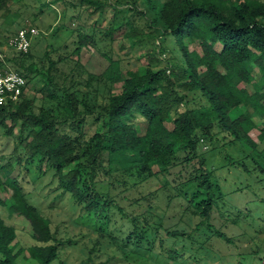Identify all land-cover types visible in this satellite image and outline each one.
Wrapping results in <instances>:
<instances>
[{"label": "trees", "instance_id": "16d2710c", "mask_svg": "<svg viewBox=\"0 0 264 264\" xmlns=\"http://www.w3.org/2000/svg\"><path fill=\"white\" fill-rule=\"evenodd\" d=\"M13 1L0 0V19H10ZM81 2L100 16L112 12L102 36L118 45L114 52L119 57H111L103 73L89 72L79 60L95 34L79 31L73 54L56 58L51 51L34 57L31 50L0 47V70L8 65L27 79L20 102L0 104V127L14 135V153H23L20 161L27 156L26 161L48 163L59 188L92 213L107 206L111 211L119 196L158 174L170 173L178 164L193 166L190 179L200 189L209 192L216 186L220 190L216 172L202 151V143L212 142L218 134H224L229 144L242 143L252 147V153H260L250 132L258 128L259 138L264 139V122L258 126L253 115L264 117V0ZM136 15L147 22L149 31L139 32ZM140 33L158 40L147 55L149 62L143 69H122L121 52L134 45ZM168 37L177 43L181 59L157 67L163 62L168 48L163 42ZM190 44L201 50L191 49ZM34 79L42 83L37 90L40 105L35 96H26ZM241 83L251 84L254 91ZM114 84H121L119 92ZM10 168L0 156V209L20 217L37 243L21 245L16 227L0 212V264H18L19 259L51 264L64 241L59 243L49 216L31 203L16 179L10 183L13 192L9 194L2 173ZM212 208L208 199L198 203L196 210L208 218ZM146 230L138 235L132 230L127 242L135 238L145 243L151 228Z\"/></svg>", "mask_w": 264, "mask_h": 264}, {"label": "rangeland", "instance_id": "374dc122", "mask_svg": "<svg viewBox=\"0 0 264 264\" xmlns=\"http://www.w3.org/2000/svg\"><path fill=\"white\" fill-rule=\"evenodd\" d=\"M46 1L49 0L11 2L10 19H0L3 43L0 47L12 50L8 45L12 35L21 28L36 27L40 34L32 38L30 47L34 57H43L45 51H51L55 58L60 54L72 55L77 35L83 31L95 34V41L83 47L79 60L89 72L101 74L108 70L110 58L119 57L115 55L118 45L113 46L110 38L102 36L110 25L111 10L100 16L99 11H93L81 0L44 6L42 3ZM135 19L139 32L149 31L146 21L138 15ZM141 33L134 45L130 44L121 52L122 69H143L148 64L147 55L154 51L158 40L151 34L149 37ZM163 44L168 48L157 67L181 59L173 37L166 38ZM189 47L201 50L195 44ZM73 57L78 59L76 55ZM33 75L36 73L30 77ZM34 81L37 80L29 84L26 96H35L40 105L41 93L37 90L42 83ZM240 86L254 91L251 84L241 83ZM114 89L119 92L121 84H114ZM253 115L258 126L264 122V117L255 112ZM87 130L93 132L91 128ZM5 131L0 127V156L3 164L11 165L2 173L9 194L13 192L10 183L16 179L31 203L49 216L53 230L61 239L59 243L64 241L51 264L82 261L86 264H264V139L259 138L258 128L250 135L258 143L260 153H252V147L242 143L229 144L224 134H218L212 142L202 143V151L208 165L216 172L220 190L216 186L209 192L200 189L199 184L190 179L193 174L189 171L193 166L178 164L170 173L158 174L119 196L118 204L112 206L111 211L107 206L92 213L83 210L70 193L59 188L48 163L40 165L38 159L26 161L27 156L20 161L18 158L23 153H14V135L9 136ZM208 199L212 200L213 208L206 218L196 207ZM119 205L123 207L121 210ZM0 212L9 225L16 227L21 245L37 243L20 217L10 216L6 208H1ZM146 219L151 223L147 224ZM146 228H151V233L145 235V243L139 244L135 238L127 242L126 237L132 230L138 235L147 231ZM89 257L90 262L86 261ZM18 264L35 263L19 259Z\"/></svg>", "mask_w": 264, "mask_h": 264}, {"label": "built area", "instance_id": "2783aa9c", "mask_svg": "<svg viewBox=\"0 0 264 264\" xmlns=\"http://www.w3.org/2000/svg\"><path fill=\"white\" fill-rule=\"evenodd\" d=\"M40 34L36 27L21 28L8 39L11 49L19 52H29L31 40ZM165 56V54H164ZM27 85V79L20 72L3 67L0 70V104H16L22 100Z\"/></svg>", "mask_w": 264, "mask_h": 264}]
</instances>
